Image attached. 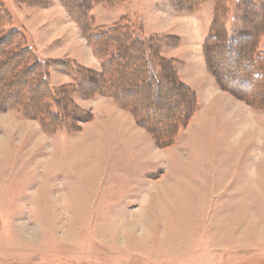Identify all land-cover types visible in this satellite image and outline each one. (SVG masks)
<instances>
[{"label": "rangeland", "instance_id": "obj_1", "mask_svg": "<svg viewBox=\"0 0 264 264\" xmlns=\"http://www.w3.org/2000/svg\"><path fill=\"white\" fill-rule=\"evenodd\" d=\"M120 25L152 40L158 71L168 63L199 90L171 144L85 88L117 50L98 39ZM12 32L52 64L60 100L24 86L22 105L0 109V264H264V97L251 105L218 74L240 70L250 46L264 54V0H0V37ZM229 37L240 44L207 60L208 42L222 51Z\"/></svg>", "mask_w": 264, "mask_h": 264}, {"label": "trees", "instance_id": "obj_2", "mask_svg": "<svg viewBox=\"0 0 264 264\" xmlns=\"http://www.w3.org/2000/svg\"><path fill=\"white\" fill-rule=\"evenodd\" d=\"M126 30V27L120 25L98 39L100 45L105 48L113 41V45L117 50L111 57L109 56L110 58L104 65L101 74L91 73L92 79L85 84V88L87 87L92 92L91 94L114 98L124 108L134 110L139 114L140 125L143 128H148L147 130L158 144L162 146L171 144L179 127L197 109L198 97L193 90L178 81L175 70L167 68L168 63L164 64L163 71L162 69L158 71L155 62L157 57L152 50L153 42L151 39H147V37L141 35L142 33H137L135 36ZM15 40V32L0 37V45L5 44L3 50L5 57L0 60V71L4 67L11 69L8 80L4 86L0 87L2 99L4 97L9 99H6L5 102L0 98V109L6 110L22 105L25 96L21 94V91L24 86L28 87L26 94H29V96L41 99V95L44 93L49 97L52 94L51 98H54L55 103L59 105L57 102L60 100L59 96L48 85V70L52 64L42 60L39 56H35V54L32 58V55L28 54V50L25 47H20ZM211 41L212 43L208 42L209 48L211 44H216V49L212 51L205 46L207 60H209V57L211 59V55L225 57L231 51L232 46L240 44V42L235 43V40L229 37L225 40L224 46L223 43L221 44L223 47L221 51L217 47L219 45L216 42L217 39L214 38ZM251 48L250 46L249 50H245V53L242 52L247 61L240 66V70L235 72L222 70L218 74L223 79L221 87L226 91H230L233 95L251 105L263 107L261 101L264 97V54L256 55L250 51ZM133 56H136L137 60L134 68H132L130 61ZM21 60H24V62ZM25 62H27L26 65H24ZM30 62L31 64H28ZM127 77H129V80H126ZM229 80L245 84L246 80H254L258 91L249 90L247 93L241 92L242 94L238 95L234 88L226 84L225 81ZM245 84H242L241 88H246ZM15 89H19V91L17 92ZM171 89L174 90L177 97V101L172 104L160 105V101L152 96L153 92L168 93ZM136 95H140V97L136 98ZM156 112H162L163 116L157 119L154 115ZM59 120L63 123L69 121L68 115L52 113L50 122Z\"/></svg>", "mask_w": 264, "mask_h": 264}, {"label": "crops", "instance_id": "obj_3", "mask_svg": "<svg viewBox=\"0 0 264 264\" xmlns=\"http://www.w3.org/2000/svg\"><path fill=\"white\" fill-rule=\"evenodd\" d=\"M74 23V22H73ZM75 25V24H74ZM186 86H188L191 90H193L195 93L198 92L199 90L194 89L192 85H189L188 83H184ZM199 96V93H197ZM108 101V100H107ZM110 101V100H109ZM119 109V108H118ZM122 113L126 114V116H129V114L126 112H124L123 110H120ZM121 113L119 112V117H121L120 115ZM118 116V115H117ZM123 117V116H122Z\"/></svg>", "mask_w": 264, "mask_h": 264}]
</instances>
